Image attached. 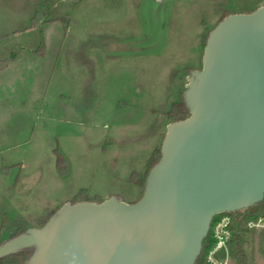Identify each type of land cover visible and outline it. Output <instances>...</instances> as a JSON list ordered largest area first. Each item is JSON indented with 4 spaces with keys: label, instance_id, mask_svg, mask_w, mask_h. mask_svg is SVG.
Segmentation results:
<instances>
[{
    "label": "rangeland",
    "instance_id": "374dc122",
    "mask_svg": "<svg viewBox=\"0 0 264 264\" xmlns=\"http://www.w3.org/2000/svg\"><path fill=\"white\" fill-rule=\"evenodd\" d=\"M37 2V7L47 2L40 10L41 27L46 24L17 39L33 50L14 65L21 100L18 135L14 126V136L5 128L0 137V246L16 228L19 234L42 227L67 201L108 195L138 201L142 188L132 173L142 177L161 148L172 122L168 111L184 95L191 71L203 66L208 32L225 15L264 5V0H20V21ZM14 5L3 6L15 10ZM42 35L43 56L35 52ZM12 47L11 53L20 54L18 45ZM64 93L72 100L60 105ZM56 148L66 157L67 178L58 172ZM230 219L220 215L215 240L217 225ZM245 248L249 264H264L262 226L250 228ZM212 257L215 264H236L230 249Z\"/></svg>",
    "mask_w": 264,
    "mask_h": 264
},
{
    "label": "water",
    "instance_id": "95a60500",
    "mask_svg": "<svg viewBox=\"0 0 264 264\" xmlns=\"http://www.w3.org/2000/svg\"><path fill=\"white\" fill-rule=\"evenodd\" d=\"M167 125L142 197L65 202L0 246L25 264H195L215 215L264 200V5L224 17Z\"/></svg>",
    "mask_w": 264,
    "mask_h": 264
},
{
    "label": "trees",
    "instance_id": "16d2710c",
    "mask_svg": "<svg viewBox=\"0 0 264 264\" xmlns=\"http://www.w3.org/2000/svg\"><path fill=\"white\" fill-rule=\"evenodd\" d=\"M46 5H47V2H42L36 8L35 14L31 19L30 28H36L38 26L42 28L41 20H40V17H41L40 10L41 8L46 7ZM225 16H223V18ZM208 35H209V32L207 34V37ZM45 50H46V44H45L44 37L42 35L38 49L35 52L43 56L45 54ZM17 56H18V51L14 50L8 58H6L5 60H0V64H5L9 61H12ZM167 115L171 119L172 122L185 119L186 117L190 115L189 108L187 107L185 100H184V95L182 96L180 100L172 104V107L168 111ZM55 152L57 155L58 172L60 173L62 177L67 178L69 170L67 166L66 157L59 151L58 148L55 149ZM160 158H161V148H158L153 152V154L149 158L148 163H147V169L142 177H140V174L132 173V180H134L138 185L141 186L142 193L144 192L146 178H147V175L150 169L156 163H158ZM80 200H91V201H96V202L102 201V199L93 200L89 198L80 199ZM77 201H79V199L72 201V202H77ZM221 214L223 213H220L214 216L211 226H210L209 233L203 242L202 252L195 264H210L207 261V255L215 245L216 240L213 235V228H214V225L219 220ZM225 214L230 216L231 218L228 224V228L232 232L231 237L229 239V249L231 250L233 257L236 260V264H249L248 255H247L246 248H245V245L247 243V234L248 232H250L248 223L251 221H257L258 219L264 217V200L251 207L238 210L235 212H225ZM24 231L25 230L23 229L20 231V233ZM31 253H32L31 249H26V250L17 251V252L2 256L0 257V264H25L28 258L30 257Z\"/></svg>",
    "mask_w": 264,
    "mask_h": 264
},
{
    "label": "crops",
    "instance_id": "0c3cea01",
    "mask_svg": "<svg viewBox=\"0 0 264 264\" xmlns=\"http://www.w3.org/2000/svg\"><path fill=\"white\" fill-rule=\"evenodd\" d=\"M4 4H16L17 8H15V10L9 9L8 6L5 8L3 6ZM38 4V2L32 3L31 9L23 14L22 21H20L18 10L20 0H0V60H5L9 57V54H11L10 51L15 48L12 47V44L18 45L21 48L20 54H18V56L14 60L9 61L5 64H0V102L2 104V106L0 105V137H3L5 128L8 137L14 136V126L16 127L15 134L18 135L21 100L17 94L18 88L16 80L18 78L16 74L17 72H15L14 70V65L19 61L25 60L26 57H31L29 52L33 50L23 45L24 43H19L17 39H19L20 36L23 37V35L29 33V31L31 30V19L35 14ZM44 24L46 23H43L42 27L44 26ZM23 74V77L28 80L30 77L29 71L25 70ZM3 75H5V79ZM71 100V93H64L61 94L59 103L60 105H63L64 102ZM27 101L28 100H26V98L24 101H22L23 106H26ZM109 197H111V195H108L107 197H105V199ZM57 208H59V206Z\"/></svg>",
    "mask_w": 264,
    "mask_h": 264
},
{
    "label": "built area",
    "instance_id": "2783aa9c",
    "mask_svg": "<svg viewBox=\"0 0 264 264\" xmlns=\"http://www.w3.org/2000/svg\"><path fill=\"white\" fill-rule=\"evenodd\" d=\"M248 226L250 228H254V227H258V226H262L264 228V217L258 219L257 221H251L248 223ZM225 227V228H224ZM228 224H222L219 223L217 225V231H216V244L214 246V248L210 251L209 256H208V260L212 262V264H215L214 260H213V254H215L217 251H219L220 249H225L227 252H229V239L231 237V231L229 230Z\"/></svg>",
    "mask_w": 264,
    "mask_h": 264
}]
</instances>
